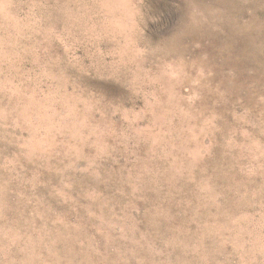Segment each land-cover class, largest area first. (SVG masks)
<instances>
[{
	"label": "clouds",
	"instance_id": "9594fccd",
	"mask_svg": "<svg viewBox=\"0 0 264 264\" xmlns=\"http://www.w3.org/2000/svg\"><path fill=\"white\" fill-rule=\"evenodd\" d=\"M0 264H264V0H0Z\"/></svg>",
	"mask_w": 264,
	"mask_h": 264
}]
</instances>
